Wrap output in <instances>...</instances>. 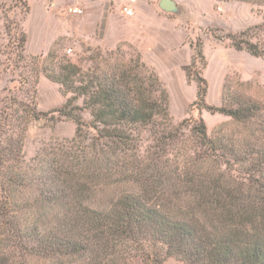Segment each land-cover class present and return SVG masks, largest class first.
I'll use <instances>...</instances> for the list:
<instances>
[{
	"label": "trees",
	"instance_id": "trees-1",
	"mask_svg": "<svg viewBox=\"0 0 264 264\" xmlns=\"http://www.w3.org/2000/svg\"><path fill=\"white\" fill-rule=\"evenodd\" d=\"M262 36L264 22L226 38L264 59ZM197 41L184 68L192 106L230 118L211 132L202 118L173 123L168 92L138 52L83 71L50 51L43 75L65 104L44 113L30 99L2 101L0 264H264V95L229 77L221 106H209ZM49 116L73 121L75 135L27 160L28 129Z\"/></svg>",
	"mask_w": 264,
	"mask_h": 264
},
{
	"label": "crops",
	"instance_id": "crops-1",
	"mask_svg": "<svg viewBox=\"0 0 264 264\" xmlns=\"http://www.w3.org/2000/svg\"><path fill=\"white\" fill-rule=\"evenodd\" d=\"M13 1L0 0V6H10ZM23 1L29 7L23 21L29 53L45 54L56 40L66 35H73L75 43L89 41L104 49L131 47L165 81L171 96V88H180L177 94L185 102L193 101L197 93L195 85H189L184 70L194 55L191 41L197 36L205 41L208 61L205 77L210 87H221L231 67L225 58L238 51L214 40L205 31L243 30L250 26L252 15V7L238 1L172 0L178 13L165 11L162 0ZM77 7L84 14L70 12ZM124 8L133 15H126Z\"/></svg>",
	"mask_w": 264,
	"mask_h": 264
},
{
	"label": "rangeland",
	"instance_id": "rangeland-1",
	"mask_svg": "<svg viewBox=\"0 0 264 264\" xmlns=\"http://www.w3.org/2000/svg\"><path fill=\"white\" fill-rule=\"evenodd\" d=\"M242 3L252 7V15L249 18V27L237 32L207 29L205 33H210L214 40L222 42L223 45L229 44V46L233 48L231 46V41L226 38L228 34L240 33L250 27L261 25L264 22V7H258L246 2ZM25 5V3L20 4L18 2L0 9V110L2 101L11 95L23 100H33L38 106V109L44 113L58 109L65 104L69 96H65L63 94L61 85L49 80L43 75V67L50 65L51 62V59L46 60L50 51H54L57 56L55 63L65 56L72 62L81 66L83 71L94 69L96 66L104 67L107 63L122 64L123 62H129L130 60H133L134 63L139 59L136 49L134 48L119 47L117 49L110 50L95 47L89 41L75 43L73 35L60 37L45 54H31L28 52V38L23 26L24 18L27 15ZM237 5L243 6L240 4ZM71 25L72 23H69V26ZM22 32H24L26 36V42L24 43L23 50L18 47ZM262 38H264V36H262ZM197 39L203 43L202 46L204 52L205 41L202 37L197 36L191 42H193L196 47L198 45ZM236 51L238 52H235L231 56L225 58L228 66H231L232 68L230 67L226 73L223 86L210 87L207 80L208 94L206 102L209 106H221L223 88L227 78L229 77L235 80L239 79L241 82L252 83L254 91H257V94L261 93L264 95V59L255 57L246 51ZM140 59L148 68L155 71L143 61L142 56H140ZM205 59L206 65L203 70L204 77L208 67L206 56ZM210 74H213V72H210ZM37 79L38 82L36 83ZM160 80L168 92L169 112L174 124H179L185 119H189L191 117L194 119L202 118L206 123L208 130L211 132L220 124L230 121L229 117L221 113L211 112L207 109L198 110L197 107H193L192 104L197 98V93L195 95V99L191 102L180 100L181 96L177 94L180 91V88H171L170 90L173 94L171 96L165 81L161 78ZM187 81L190 86L195 85L196 87V83L194 81H189L188 79ZM210 89L212 93L209 96V93L211 92ZM78 104L83 106L82 98L78 101ZM83 117L85 122H89L91 120V116L88 111L83 112ZM76 128L77 125L73 121L64 120L53 122L50 119V116L43 118L39 122L33 123L30 125L27 132L25 146L26 159L30 160L34 158L37 154L43 152L45 148L50 145L57 144V142L61 139L72 138L75 135ZM144 136L145 139L148 138V134H145ZM130 264L146 263L141 258L136 257L131 259ZM165 264L181 263L175 258H170L165 262Z\"/></svg>",
	"mask_w": 264,
	"mask_h": 264
},
{
	"label": "water",
	"instance_id": "water-1",
	"mask_svg": "<svg viewBox=\"0 0 264 264\" xmlns=\"http://www.w3.org/2000/svg\"><path fill=\"white\" fill-rule=\"evenodd\" d=\"M161 7L168 12L178 13L179 9L172 0H162Z\"/></svg>",
	"mask_w": 264,
	"mask_h": 264
},
{
	"label": "built area",
	"instance_id": "built-area-1",
	"mask_svg": "<svg viewBox=\"0 0 264 264\" xmlns=\"http://www.w3.org/2000/svg\"><path fill=\"white\" fill-rule=\"evenodd\" d=\"M70 12L74 13V14H84V10L81 9V8H73V9H70ZM124 12L126 13V15L128 16H132L133 15V12L131 10H129L128 8H124Z\"/></svg>",
	"mask_w": 264,
	"mask_h": 264
}]
</instances>
